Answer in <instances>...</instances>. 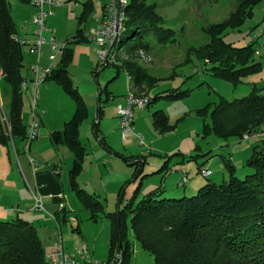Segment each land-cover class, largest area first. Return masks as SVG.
I'll return each instance as SVG.
<instances>
[{
    "label": "rangeland",
    "instance_id": "1",
    "mask_svg": "<svg viewBox=\"0 0 264 264\" xmlns=\"http://www.w3.org/2000/svg\"><path fill=\"white\" fill-rule=\"evenodd\" d=\"M51 1H54V5L50 6L46 3L43 7L46 13L52 11V16L45 20L46 31L43 32V37L48 41L50 36H53L57 46L64 50L71 49L72 58L67 66L68 75L78 95L82 97L81 101L86 111H88L79 129V140L91 156L93 155L91 150L93 142L102 148L97 142L99 137L96 139L93 136L92 127L100 119L98 129L101 127L108 129L113 125L112 122L116 119V106L119 102L121 104L124 101L127 91V74L124 68L119 70L112 65L106 68L99 66L100 55H98L99 49L95 41L83 39L77 44L71 41L73 38H77L79 30L85 36V32L92 29L105 4L111 0H89L90 4L86 6L82 4V0ZM235 1L147 0L156 14L163 19L162 28L173 31V36L162 43L153 33L145 37L149 48L147 52L143 51L146 54V59H150L148 62L139 56L138 50L131 54L127 53L132 41H123L119 49L116 48L119 64L128 60L133 65L140 67L148 76L147 82L139 86L138 92H144L148 96L150 95V98L157 95L165 96L172 92L179 93L177 99L170 100L160 97L149 107L136 108L133 112V132L126 134V139L122 142L118 129L117 133L111 135L106 141L108 146L111 144L119 150H125L126 157H123L122 160H128L124 164L130 168L131 172L130 178L123 186L125 195L121 201V207L125 206L126 202L135 195L136 188L139 187V191L135 202H139L148 192L159 187L166 188L165 181L170 178V182L173 183L176 180V176L173 175H178L181 172L188 173L186 174L189 177L186 188H179L176 186V182L172 187H177L179 191L183 192L181 195L187 197L195 196L198 193L197 190L205 184H218L229 180L227 165L233 164V161L229 160V154L233 148L232 145L238 142L239 137H220L215 134L212 130L214 121L211 111L221 99L233 102L235 99L247 97L254 87L261 90L264 95V46L260 48L262 49L260 56H253L254 62L262 63L261 71L246 76L238 85H232L230 81L213 75L212 66L214 64L207 63L200 54L205 51L210 38L203 29L225 19L234 9ZM10 2L11 15L14 17L13 20L18 30L17 34L20 41L24 40L26 44L22 46L24 58L22 76L28 78L26 80L29 81L32 78L31 67L38 66L42 71L56 68L61 64L63 54L53 52L50 43L41 47L39 55L31 53L29 43H35L39 38L36 35L38 29L32 24L34 17L38 16V9L34 4H27L21 0H10ZM259 7L253 9L252 16L246 20L239 31L226 29L222 34V39L235 47L252 44L254 48L258 49V44L261 42L260 38L258 39L259 32H264V1ZM126 37L128 34L123 33L119 39L124 40ZM94 52L95 55H93ZM117 70L118 76L115 77ZM28 84L31 86L30 81ZM47 85V88L42 86L37 91L31 86V90L22 92L21 121L23 126H27L31 122L32 98H35V112L41 113L42 128L39 129L38 139L29 145L30 150L27 154L23 152L26 143L22 142L18 136L14 137V141H9L7 147H0V173L3 176L9 172V166L20 172L18 158L21 164L20 159L23 156L27 160L28 157H32L39 170L41 167H45L43 162L61 160L60 156H64V160L61 161L63 168L61 179L66 182L65 196H68L69 199H65L62 206L55 209L56 213L36 209V213L32 215L25 212L24 204L19 200L14 199L16 202L13 203L5 200L1 205L6 204L7 207H1L11 212L12 216L11 218L0 216V221L20 218L32 223L42 240V249L47 253L52 249L53 241L57 240L58 236L63 239V245H69V247L81 248L82 243L88 245L87 242L90 241L91 259L98 261L99 264L104 263L111 255L109 250L111 222L107 216L119 209L120 194L118 193V198L111 205L106 204L101 198L102 210L97 211L83 205L67 186L68 170L71 169V160L67 157L71 153L65 146L52 145L49 136L64 128L63 121L67 117L71 119L75 114V103L61 84L56 81H47ZM10 88L0 77V120L4 127H6L5 120L10 116ZM98 109L102 111L100 119H98V112H100ZM157 110H162L161 112L166 117L168 127L162 131L156 129L152 123V113ZM137 135H141L143 139ZM98 136L100 135L98 134ZM13 142L19 149V157L15 155ZM250 142L256 143V146L263 150L264 141L262 139L250 140ZM122 154L124 152L120 155ZM138 160L141 162L136 163ZM128 162L132 165L128 166ZM166 164V169L160 171ZM140 165H142L141 176L134 179L133 174ZM202 169H209L208 171L213 175L209 179L204 178L200 174ZM253 171L254 169L247 165H244L243 169L239 166L235 169L234 176L236 179H244V177L250 176ZM84 176L86 175L84 174ZM77 179L78 176L76 181L82 184L80 177ZM188 185L192 186L193 192L186 190ZM2 193L0 192V196ZM89 194L87 195L97 200L96 195ZM56 215H58L57 219H55ZM130 223V218H127L126 236L134 249L129 264H155L153 256L134 240ZM77 226L81 235L88 237L87 242L82 240L84 237L80 238V234L76 231ZM92 243H95L94 246L91 245Z\"/></svg>",
    "mask_w": 264,
    "mask_h": 264
},
{
    "label": "trees",
    "instance_id": "2",
    "mask_svg": "<svg viewBox=\"0 0 264 264\" xmlns=\"http://www.w3.org/2000/svg\"><path fill=\"white\" fill-rule=\"evenodd\" d=\"M262 1L264 0H236L234 9L225 19L203 29L210 38L205 51L200 55L207 63L214 64L213 75L230 81L232 85H238L246 76L260 72L262 63L253 61L257 49L252 44L235 47L225 42L222 34L226 29L239 31L252 16L253 9ZM10 4V0H0V77L11 87L7 127L0 120L2 145L9 144L10 137L18 136L25 140L27 129L21 121V85L25 81L22 76V46L26 44L19 43ZM82 4L89 5L90 1ZM104 11L105 6L102 12ZM124 12V28L119 38L123 33L128 34V37L124 40L118 39V49L123 41H132L127 53L131 54L140 49L147 52L149 45L145 37L148 34L153 33L160 43L173 36V31L162 28L163 19L156 14L147 0H128ZM83 39L86 38L79 30L77 38H73L71 42L77 44ZM71 58V49H65L61 64L52 68L46 78V81L61 84L75 103V114L64 123L61 131L53 132L49 138L52 145H64L75 155L69 171V187L83 205L98 211L102 210L100 202L86 195L76 181L86 155L79 140V129L88 111L68 75L67 66ZM110 65L119 70L124 68L134 88H139L148 80L146 73L128 60L120 64H108L106 67ZM117 76L118 70L115 77ZM251 90L247 97L235 99L233 102L221 99L212 108V130L215 134L220 137L242 138L245 134L263 131L264 95L258 88ZM178 95L179 93L172 92L165 96L149 97L147 106L160 97L172 100L177 99ZM161 111L152 113V123L156 129L162 131L168 126ZM101 113L102 111L99 115ZM97 126L94 124V131ZM246 165L254 169L250 176L236 179L234 166L227 165L230 175L227 182L205 184L197 190L195 196L190 197L169 194L159 187L135 202L138 187L135 195L121 207L125 195L122 186L119 191V209L107 216L111 222V255L104 264H129L134 249L126 236L127 218L131 221L134 240L153 256L155 264H264V148L262 150L255 147ZM166 166L167 164L160 171L166 169ZM141 167L142 165L135 170L134 179L141 176ZM41 241L35 226L30 222L20 218L0 221V264H44L46 253L42 249Z\"/></svg>",
    "mask_w": 264,
    "mask_h": 264
},
{
    "label": "crops",
    "instance_id": "3",
    "mask_svg": "<svg viewBox=\"0 0 264 264\" xmlns=\"http://www.w3.org/2000/svg\"><path fill=\"white\" fill-rule=\"evenodd\" d=\"M21 1L27 2V4H33V0H21ZM260 4H258L257 5L258 7H256V8H260L259 7ZM10 11H11V9H10ZM100 14L101 15L98 16V19L96 20L95 24H93L92 29L98 28L100 19L102 18V15H104V13H102V11H101ZM261 33L264 34V32H262V31H261ZM17 38L19 40V43L24 42V40L20 41L18 34H17ZM260 43L258 44L259 48L257 49V50H259L258 56H260V50H262V49H260L261 48ZM24 44H25V42H24ZM263 46L264 45H262V47ZM93 55H95V52ZM263 55H264V52H263ZM39 70H41V69L39 68ZM24 79L27 82V86H28L27 90L28 91L31 90L30 89L31 86H33V89L37 91V89L39 87L37 89H35V85H33V82H32L33 75H32V78L29 80L31 83V86H29V84H28V82H29V81H27L28 78H24ZM127 82H128L127 91H126V94L124 95L125 96L124 101L121 104L119 102L117 105H120V106L125 105V98L127 97L129 87H134L132 85L133 83H129V81H127ZM42 86H46L45 88H47L48 85L46 83V85H41L40 87H42ZM136 89L138 90L137 87H136ZM140 93L141 92H138V94H140ZM149 97H150V95H149ZM98 111H99V109H98ZM40 114L41 113L37 114V117L39 118V121H40V128H42L41 127L42 122H41ZM101 115H102V113H101ZM69 119H70V117L69 118L67 117L66 120L64 119L65 121H63V123H66ZM98 119H100L99 112H98ZM100 120H99V122L95 123V125H99ZM5 124L7 127V119L5 120ZM112 124L113 125L110 126L108 129H105L104 127H103V129H102V127L98 129L96 127L98 130L96 129L95 131L93 130V127H92L93 136L96 139H98V137H99L97 142L101 145L102 148H99L93 142L92 146H91V150H92L93 155L89 156L87 149L83 145L85 148L86 155H84V158L82 160V170L77 175L78 179L80 177V182H82V184L79 183L78 185H79V187L81 186L80 187V188H82L81 190L84 189L86 191V192L84 191V193L86 195L89 193H91V195H93V196L96 195L97 200L99 202H100L101 198H103L104 202L108 205L109 204L111 205L116 201V199L119 196L118 193L120 191V188L122 186H124L125 183H127L128 179L130 178V175H131L130 168L125 166V164H124L125 161H128V160H126V159L122 160L123 157H126L125 156V153H126L125 150H123V151L119 150V149L115 148L114 146H112L111 144L108 146L106 143V141L109 140V137L111 135H114L117 133L118 129H119L120 138H121V131L119 128V126H120L119 117L117 115V112H116V119L113 120ZM96 132H97V134H96ZM98 134L100 136H98ZM8 135H9V132H8ZM36 139H38V135H37ZM259 139H261V138H250L249 140H241V138H239L238 142H236L234 145H232L233 148H231V150H230L231 153L229 154V160L233 161L232 165L234 166V173H235V169L239 168V166L241 167V169H243L244 165H246L247 160H249V158L253 152V150H251V149H255V147H257L256 146L257 144L250 142V140L256 141ZM11 140L14 141V138H12V137H10V139L8 138V142ZM124 140L122 138V142ZM22 142H24V140H22ZM51 144H52V142H51ZM12 145L14 148L15 155L17 157H19L18 156L19 149L16 148L15 142H13ZM62 146H64V145H60V147H62ZM0 147H7V145H2L0 143ZM29 150H30V148H29ZM23 152H24V149H23ZM69 152L71 154L68 155L67 159L71 160L70 168L72 169L73 160H74L75 155L70 150H69ZM123 152H124V154H122L123 156L120 155ZM60 158H61V160L58 159V160H54L53 162L52 161L43 162V164H45L44 165L45 167H41L39 171L34 172V170H32V167L29 163V157L27 160V158L25 156H23L20 159L21 164H20L19 158H18V164H19L20 172H18L17 170H14L13 168H10V166H9V170H10L9 172H7L6 174H3V176L0 173V192L2 193L3 191H5V192H3V193H5V195H3V193H2V196H0V216H4L5 218H11V216H12V215H10L11 212L6 211L7 209L4 208V207H7L6 204H4V205H1V204L3 202H5V200H7V201L9 200L10 203L16 202L14 199H17L20 202H22L24 204L25 212H27L30 215L36 213L35 212V210H36L35 209V201L36 200H40L42 202V206H43L44 210H48L51 213H53V212L56 213L55 209L57 207H60V205H62V203L65 202V199L66 200L69 199L68 196H65L66 182H63V180L61 179L62 170H63V168L61 167V161L64 160V156H62V157L60 156ZM129 158H131V157H128V159ZM139 158H141V157H139ZM131 160H133V159L131 158ZM212 161H214V160H212ZM0 162H1V160H0ZM138 162L140 163L141 161L138 160L136 163H138ZM142 164H144L143 161H142ZM127 165L130 166L129 162ZM71 169L68 170V175H67L68 184H67V186H69V183H70L69 182V171ZM202 170H206V169H202ZM202 170H200V171H202ZM84 174L86 176H84ZM186 174H188V173L181 172L178 175H173L174 177L176 176L175 177L176 180L173 183L170 182V178L167 179V181H165V185H166L165 187L166 188H164V191L166 193L180 194L181 195L183 192L179 191V189L177 187L173 188L172 186H174L175 182H176V186H178L179 188L183 187V189H184V187L187 185V182L181 187L179 186V184L181 182V179H183V176L187 177V180L189 179V177ZM212 175L213 174L210 173V177ZM173 176H171V177H173ZM191 185H188V188L186 190L187 191L190 190L191 192H193ZM117 204H118V201H117ZM117 204H116V206H117ZM1 206H4V207H1ZM32 210H34V211H32ZM57 217H58V215L55 216V219H57ZM76 231L78 232V234H80L79 235L80 238L84 237L83 235H81L82 233H81L80 229L78 228V226L76 227ZM82 240L87 242L88 237L85 236L84 238H82ZM55 241H57V240H55ZM55 241H53L52 249L49 252H51L54 249V242ZM87 243H88V245L82 243L81 248L83 245H86V248L89 251L90 241ZM94 244L92 243L91 245L94 246ZM64 248L67 252H70V254H74L75 252L77 253L78 250H81L80 247L79 248L72 247V246L69 247V245L64 246ZM89 252L91 253V251H89ZM45 253H47V252H45ZM91 255H92V253L90 254V256Z\"/></svg>",
    "mask_w": 264,
    "mask_h": 264
},
{
    "label": "built area",
    "instance_id": "4",
    "mask_svg": "<svg viewBox=\"0 0 264 264\" xmlns=\"http://www.w3.org/2000/svg\"><path fill=\"white\" fill-rule=\"evenodd\" d=\"M82 1L84 2L88 0ZM53 2L54 1L51 0H33L34 6H36L38 9V16L34 17V19L32 20V24L33 26L35 25L37 27L38 30L36 31V35H38L39 38L35 41V43H29V49L31 53H36L39 55L41 53V47L47 43H50L53 52H61L63 54L64 48L56 45L53 36H50L48 41L45 37H43V32L46 31L45 20L48 19L49 16H52V11H48V13H46V11L43 10V7L46 3L52 6L54 5ZM127 2L128 0H111L110 2H108L105 5L104 15H102V18L100 19L98 28L89 29L85 32V38L87 40L96 42V45L99 49L98 55H100V67L105 68L108 64L118 63V54H116V48L118 47L117 42L119 41V36L124 28L123 24L126 14V12H124V9L126 8ZM259 38L261 41L260 46H262L264 44V34H262L261 31L259 32L258 39ZM20 44H24V42H21ZM258 51L259 50L255 51V55H258ZM138 53L140 54L139 56L142 59H146V54L143 50H138ZM148 61H150V59H148L147 62ZM31 72L33 75V85H35V89H37L41 85H46V78L48 74H50L51 69L42 71L39 70L38 66H34L31 67ZM127 81H129V83H132L131 78L128 74ZM21 86L22 92L28 91L26 81H23ZM32 99L33 115L30 124L26 126L27 129L25 132L24 140V142L26 143V146L24 147V153L26 154L29 152V145L34 142V140L37 138L40 128V121L37 117V113L35 112L36 99ZM148 103L149 96L146 93L141 92L140 94H138V90L136 89V87H129L127 97L125 98V105H117L116 107L117 115L119 117V128L121 131V138H123V140L125 139L126 134L133 131L132 126L134 125V110L136 108L143 109L147 107ZM138 136L141 137V135ZM250 138H261L263 141L264 129L263 131H259L257 133L249 135L245 134L242 136L241 140H249ZM141 139L143 138L141 137ZM29 163L32 169H34V172L39 171V169L36 168V162L32 157H29ZM200 174L205 178H209L210 171L202 170L200 171ZM186 182L187 177L183 176V179H181L179 186H183ZM35 209H43L42 202L40 200L35 201ZM62 240L63 239L61 238V236H58L57 241L54 242V249L51 252L44 254V264H99L98 261H93L91 259V256L89 254L90 252L87 250L86 245H83L81 250H78L77 253L70 254V252H67L65 250Z\"/></svg>",
    "mask_w": 264,
    "mask_h": 264
}]
</instances>
